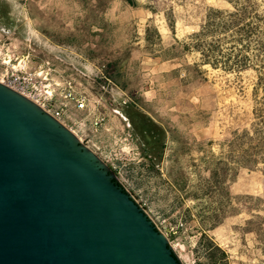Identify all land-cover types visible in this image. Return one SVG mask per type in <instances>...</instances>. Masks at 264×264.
<instances>
[{"label":"rangeland","instance_id":"rangeland-1","mask_svg":"<svg viewBox=\"0 0 264 264\" xmlns=\"http://www.w3.org/2000/svg\"><path fill=\"white\" fill-rule=\"evenodd\" d=\"M256 3L264 11V0ZM210 6L231 7L222 0H0V59L25 63L41 86L63 78L81 84L91 115L136 103L129 108L140 112V140L105 108L110 119L96 144L101 157H124L104 164L179 264H264V155L250 168L232 166L227 199L206 181L220 167L222 144L252 121L257 79L252 67L202 64L190 48Z\"/></svg>","mask_w":264,"mask_h":264},{"label":"water","instance_id":"water-1","mask_svg":"<svg viewBox=\"0 0 264 264\" xmlns=\"http://www.w3.org/2000/svg\"><path fill=\"white\" fill-rule=\"evenodd\" d=\"M112 175L57 119L0 83V264H179Z\"/></svg>","mask_w":264,"mask_h":264},{"label":"trees","instance_id":"trees-1","mask_svg":"<svg viewBox=\"0 0 264 264\" xmlns=\"http://www.w3.org/2000/svg\"><path fill=\"white\" fill-rule=\"evenodd\" d=\"M222 1L231 7H208L203 23L191 34L189 44L199 54L202 64L225 71L252 67L257 72L252 121L248 127L233 131L222 144L217 156L221 157L220 167L210 169L206 180L210 188H216L227 199L230 195L226 183L232 166L235 171L250 168L264 155V11H259L256 0ZM220 221L217 219L215 223ZM210 248L226 257V253L212 242ZM209 257L211 260L212 256Z\"/></svg>","mask_w":264,"mask_h":264},{"label":"built area","instance_id":"built-area-1","mask_svg":"<svg viewBox=\"0 0 264 264\" xmlns=\"http://www.w3.org/2000/svg\"><path fill=\"white\" fill-rule=\"evenodd\" d=\"M38 76L29 71L25 63L17 67L5 64V58L0 59V83L32 100L55 119L59 120L62 113L69 108L66 101H71L77 109L87 106V90L81 84L63 78L61 84L41 86Z\"/></svg>","mask_w":264,"mask_h":264},{"label":"flooded vegetation","instance_id":"flooded-vegetation-1","mask_svg":"<svg viewBox=\"0 0 264 264\" xmlns=\"http://www.w3.org/2000/svg\"><path fill=\"white\" fill-rule=\"evenodd\" d=\"M69 108L67 111L62 113L59 123L66 128L78 141L80 145L84 148L88 149L92 154H94L99 160L104 162V160H121L124 157H101L102 151H100V147L96 144V138H99V130L100 131L106 122L110 119L106 109L110 110L109 113L115 111L117 113V118L121 123L125 124L124 128L130 129L131 133L128 132L129 136H134V138L139 141L140 140V112L134 109L129 108L132 104H136L132 99L122 100L119 104L120 109L115 110L114 107L109 106L104 109L98 110L91 115L90 106V98L88 96L87 106L83 109L74 108L72 102L66 101ZM109 105H112L109 103ZM116 108H118L116 106ZM144 118L148 119V116H144ZM94 127V129H92ZM125 130V129H124ZM106 166L109 169V173L112 175L111 168H114L111 164ZM112 179H114L112 175ZM116 181V180H115ZM117 183V181H116Z\"/></svg>","mask_w":264,"mask_h":264},{"label":"bare ground","instance_id":"bare-ground-1","mask_svg":"<svg viewBox=\"0 0 264 264\" xmlns=\"http://www.w3.org/2000/svg\"><path fill=\"white\" fill-rule=\"evenodd\" d=\"M5 64H10V60H5Z\"/></svg>","mask_w":264,"mask_h":264}]
</instances>
